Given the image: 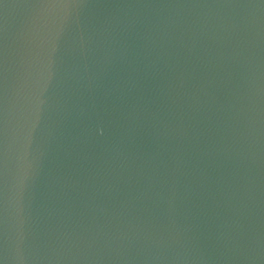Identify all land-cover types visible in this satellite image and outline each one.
Instances as JSON below:
<instances>
[{
  "label": "water",
  "instance_id": "water-1",
  "mask_svg": "<svg viewBox=\"0 0 264 264\" xmlns=\"http://www.w3.org/2000/svg\"><path fill=\"white\" fill-rule=\"evenodd\" d=\"M0 264H264V0H0Z\"/></svg>",
  "mask_w": 264,
  "mask_h": 264
}]
</instances>
